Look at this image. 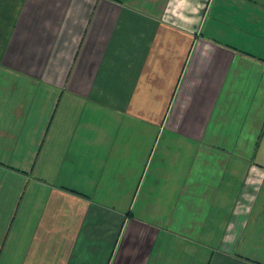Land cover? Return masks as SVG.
<instances>
[{"label":"crops","instance_id":"obj_1","mask_svg":"<svg viewBox=\"0 0 264 264\" xmlns=\"http://www.w3.org/2000/svg\"><path fill=\"white\" fill-rule=\"evenodd\" d=\"M261 245L264 0H0V264Z\"/></svg>","mask_w":264,"mask_h":264},{"label":"rangeland","instance_id":"obj_2","mask_svg":"<svg viewBox=\"0 0 264 264\" xmlns=\"http://www.w3.org/2000/svg\"><path fill=\"white\" fill-rule=\"evenodd\" d=\"M264 246L261 245V249ZM233 254H236L237 256H235V258L239 259V260H243L245 263L248 262V259L251 260V262H253V264H264V250H260L258 252H247L246 249L245 250H239L237 252H232ZM234 257V256H233Z\"/></svg>","mask_w":264,"mask_h":264}]
</instances>
